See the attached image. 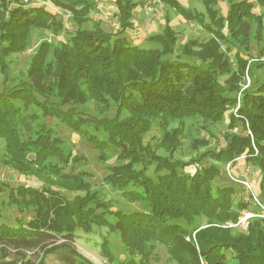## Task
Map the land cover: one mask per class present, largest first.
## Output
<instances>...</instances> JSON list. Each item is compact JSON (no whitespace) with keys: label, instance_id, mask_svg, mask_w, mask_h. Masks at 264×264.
Segmentation results:
<instances>
[{"label":"trees","instance_id":"trees-1","mask_svg":"<svg viewBox=\"0 0 264 264\" xmlns=\"http://www.w3.org/2000/svg\"><path fill=\"white\" fill-rule=\"evenodd\" d=\"M46 1L58 11L0 0L3 75L5 58L27 51L35 32L54 37L65 32L63 12L71 14L74 25L70 37L59 45L39 41L27 81L0 89L4 166L48 183L10 189L9 205L29 216L15 219L12 225L0 224V264H46L48 256L61 264H90L74 242L76 230L88 231L92 224L118 233L127 256L118 264H152L155 244L165 248L171 264H264L262 220L253 219L246 230L223 227L237 223L252 204L250 196L235 200L233 187L212 185L218 167H201L206 158L233 165L243 158L259 170L264 182V80L259 82L254 74L264 68V58L248 66L255 56L249 52L252 35L258 42L264 32V0H229L225 16L214 8L216 0H202L205 14L185 9L177 0H157L209 36L182 46L183 56L199 60V65L174 58L178 31L170 18L161 32L147 37L143 45H133L127 32L134 29L137 7L144 5L141 0H109L117 28L110 31L93 21L91 14L98 9L93 0ZM152 43L158 46L143 47ZM245 77L250 79L246 88ZM90 101L93 111L87 105ZM100 112L104 116L99 118ZM228 112L222 147L188 163L151 157L157 176L146 175L150 152L143 140L153 121L162 129L169 122L192 117L217 124ZM46 118L91 144L99 160L105 159V150L117 154L122 164L111 167L104 182L140 209L117 210L110 201L88 193L81 177L84 172L64 173L78 158L57 146L53 130L43 122ZM237 125L241 133L233 134ZM163 133L161 147L177 149L181 132ZM50 157L58 162L46 167ZM190 166H197L194 173H185ZM50 179L71 192L86 190L85 195L69 200ZM197 219L205 224L197 225ZM102 251L113 260L108 245Z\"/></svg>","mask_w":264,"mask_h":264},{"label":"rangeland","instance_id":"rangeland-1","mask_svg":"<svg viewBox=\"0 0 264 264\" xmlns=\"http://www.w3.org/2000/svg\"><path fill=\"white\" fill-rule=\"evenodd\" d=\"M93 1L97 3L98 8L96 12L91 14L93 21H99L100 23L102 22L105 29L113 30L116 25L114 26L113 22L110 21L112 20L110 16L115 9L112 7L110 1ZM141 1L144 5L143 7H137L139 18H137L136 20L139 23L144 22L145 25L144 27L139 26V29L136 30V32L132 35H141L147 38L156 33H159L162 31L165 25V19L170 18L171 25L178 31V47L174 52V58H176L175 56H177V58L179 57L181 58L180 60L183 61H190L191 63L197 65L202 64L199 60L183 56L181 49L182 46L189 40H197L198 42H202L207 40L209 36L195 24L186 22L182 17L174 13L172 10L160 5L157 0ZM177 1L185 9H190L196 12H200L201 14H205V8L202 0ZM216 1L217 4L214 8L218 10L221 15L225 16L228 10L229 0ZM10 2L11 6H45L53 12L58 11L51 3L46 0H10ZM149 8L151 9V11L148 10ZM255 12L259 13L258 9H256ZM62 14L65 18V32H63V34L58 37H54L44 32H35L32 36V46L27 51L20 54H12L5 58L7 63V74L3 75L4 73L0 71V89L10 88L22 81H27L29 67L34 53L36 52L39 41H47L49 43H53L54 45H59L60 42L67 41V39L70 37V32L72 33L74 25L72 24V18L69 12L65 11ZM90 27L91 24H88V28ZM116 29L117 28H115V30ZM130 40L133 41L131 37ZM251 40L252 41H250L249 52L251 54H254L255 56L252 57L253 59L250 58L248 60V66L249 64L254 63L257 60H261V58H264V50L260 53L261 55L258 54L260 48L264 49V32L260 37V41L257 42L254 33ZM256 42H260V44H256ZM139 45H143V43H140ZM157 46L158 45L156 43H152L146 44L143 47L146 49H150L154 47L156 48ZM254 74L258 78L259 82L264 80V68L256 70ZM224 78L225 77H223L222 79ZM243 81L244 83L242 84H245V87L248 86L246 84H249L250 79L248 77H245ZM88 103L89 104L87 105L90 107L89 110L93 111L94 104L91 101ZM110 112L112 111H106L105 114H110ZM100 114L101 115L97 114L99 115V118L104 116V113L100 112ZM229 115L230 112L225 115L223 122L217 124H211L199 117L172 121L167 124L165 129H162L160 125H157V121H153V127L151 131L145 136L143 140V144L148 146V151L150 152L148 157H146L147 160L149 158L150 162V164H147L146 166V175L151 177L152 179H155L157 176L156 161H151V157H159L167 160L172 159L175 162L188 163L191 161L195 162V160L198 159L200 155L204 154L208 150L222 147L223 136L227 134L228 130L227 120ZM43 122H45L47 127L53 130L52 139H57V146L60 148L62 147L65 154L71 152V155L75 156L74 158H78L73 167H66L63 169L64 173L69 174L71 172V174H77L84 172L85 175L81 177L82 182L85 183L88 187V193L95 194V196L105 201H110L111 204H113V208L117 210L133 212L140 209L137 204H132L122 199L118 191L111 189L109 185L104 182V178L109 173L110 168L122 164V162L118 161L117 154L113 153L112 151L105 150V159L99 160L96 149L91 144L86 142L82 137L67 130L65 126L53 119L46 118L43 119ZM238 125L237 127H233V129H237L236 133L240 134L241 131ZM164 130H167L170 133L177 130L181 132L177 141V149L169 151L161 147V142L164 139ZM4 153V143L3 141H0V224L12 225L15 219L25 220L28 218L29 214L26 212L20 214L12 206L9 205L8 202L10 189L17 188L19 186L39 187L45 184L47 185L48 183L47 181H44L45 178L43 179L37 176L30 177V175L26 176L4 166ZM57 162V159H55L54 157H50L47 159L44 165L47 167L54 163L57 164ZM210 165H215L220 171L219 175L212 181V185L214 187L231 186L235 190V200H248L249 194L243 189L242 185L239 184V182H236V180H241L244 172L251 182L254 194L258 197V200L261 201V194L264 195V182H262L259 170L254 165L248 164L245 160H239L235 162V165H233L230 168L229 172H227L226 162L217 163L210 158H206L202 162L201 167H207ZM59 166H61V163H59ZM140 168L141 166H136V169ZM196 168L197 166H190L186 167L183 171H185V173L187 174H192L194 173ZM51 181L53 180L50 179L49 183L56 186L58 190L69 200H72L78 196L85 195L86 190L71 192L68 187H63L66 185L63 184V186H60L59 184L52 183ZM244 211H249L250 213L257 212L255 205L253 204L249 205V209H246ZM196 224L204 225L205 220L197 219ZM229 224L230 223H227L223 227H228ZM229 228L233 231H235L236 229L243 230L242 228L238 227ZM105 245H108L110 253H112L113 260H109L102 253V246ZM154 246L155 250L151 263L171 264L169 262V257L165 248L157 244H155ZM74 247L76 248V251L90 264H118V262L124 263L127 259L126 251L121 244L118 233L109 231V229L105 226L92 224L88 231L80 228L77 229ZM29 258L32 261L36 260L35 256L32 254H29ZM46 264L61 263H59L54 256H48L46 259Z\"/></svg>","mask_w":264,"mask_h":264},{"label":"built area","instance_id":"built-area-1","mask_svg":"<svg viewBox=\"0 0 264 264\" xmlns=\"http://www.w3.org/2000/svg\"><path fill=\"white\" fill-rule=\"evenodd\" d=\"M149 11H151V9H148ZM248 85V84H246ZM247 86H245L244 88H246ZM238 108V106H237ZM237 129H233V133H236ZM246 134L250 135V132L247 131ZM243 158H239L234 160V162H237L239 160H241ZM233 166L232 162L227 163V172H229L230 168ZM236 182H239V184L242 185L243 189L249 194L250 198H251V202L253 205H255L256 208V213H250L249 211H242L238 221L236 224H229L228 227H238V228H242L243 230H246L248 227V224L251 220L258 218L261 219L264 222V204H262L258 198L255 196L253 189H252V185L250 180L247 178L246 174L243 172V177L241 178V180H236Z\"/></svg>","mask_w":264,"mask_h":264},{"label":"crops","instance_id":"crops-1","mask_svg":"<svg viewBox=\"0 0 264 264\" xmlns=\"http://www.w3.org/2000/svg\"><path fill=\"white\" fill-rule=\"evenodd\" d=\"M139 16V14H138V12H137V10H136V12H135V20H134V29L133 30H129L127 33H128V35L133 39V41H131L132 43H133V45H139L140 43H143L144 41H145V37L144 36H141V35H138V36H135V34L134 35H132L133 33H135L136 32V30H138L139 29V26H143L144 27V25H145V23L144 22H141V23H139V22H137V18H139L138 17ZM110 21H112V20H110ZM112 22H114V21H112ZM111 23V22H110ZM136 26H138V27H136ZM141 30V29H140Z\"/></svg>","mask_w":264,"mask_h":264}]
</instances>
